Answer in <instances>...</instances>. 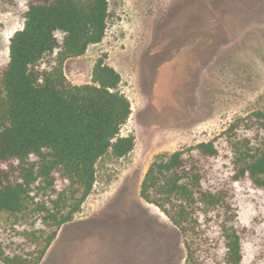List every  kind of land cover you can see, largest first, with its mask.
Masks as SVG:
<instances>
[{"label":"trees","instance_id":"trees-1","mask_svg":"<svg viewBox=\"0 0 264 264\" xmlns=\"http://www.w3.org/2000/svg\"><path fill=\"white\" fill-rule=\"evenodd\" d=\"M108 18L109 0H26L0 63V212L11 226L0 236V264H40L81 212L99 159L124 157L135 145L120 135L132 113L121 74L103 57L91 83L74 84L64 72L69 58L103 40ZM235 182L264 189V108L221 139L160 154L147 169L140 195L183 234L184 264H264V232L239 222Z\"/></svg>","mask_w":264,"mask_h":264},{"label":"rangeland","instance_id":"rangeland-1","mask_svg":"<svg viewBox=\"0 0 264 264\" xmlns=\"http://www.w3.org/2000/svg\"><path fill=\"white\" fill-rule=\"evenodd\" d=\"M15 1L0 0V63L24 23L26 0ZM100 57L121 74L132 113L120 135L135 145L99 159L81 212L40 264H184L183 234L141 197L140 184L158 155L221 139L264 108V0H109L105 37L69 58L64 72L74 84L91 83ZM232 202L241 225L264 232V189L235 182ZM8 220L0 212L3 238Z\"/></svg>","mask_w":264,"mask_h":264},{"label":"crops","instance_id":"crops-1","mask_svg":"<svg viewBox=\"0 0 264 264\" xmlns=\"http://www.w3.org/2000/svg\"><path fill=\"white\" fill-rule=\"evenodd\" d=\"M69 223V222H68ZM65 225V224H64ZM61 229V228H60ZM60 231V230H59ZM59 231H58V233H59ZM58 235V234H57ZM57 237V236H56ZM56 239V238H55ZM54 242V241H53ZM52 245V244H51ZM50 248V247H49ZM48 251V250H47ZM47 253V252H46ZM46 255V254H45ZM42 262V261H41Z\"/></svg>","mask_w":264,"mask_h":264}]
</instances>
